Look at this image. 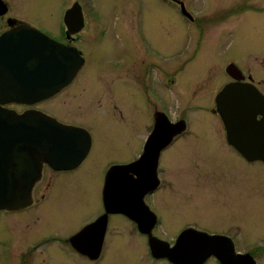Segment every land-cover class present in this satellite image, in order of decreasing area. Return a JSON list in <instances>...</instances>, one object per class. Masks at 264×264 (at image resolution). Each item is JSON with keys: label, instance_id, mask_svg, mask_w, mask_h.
Listing matches in <instances>:
<instances>
[{"label": "flooded vegetation", "instance_id": "1", "mask_svg": "<svg viewBox=\"0 0 264 264\" xmlns=\"http://www.w3.org/2000/svg\"><path fill=\"white\" fill-rule=\"evenodd\" d=\"M101 1L102 4L97 0H58L56 8L45 15L48 20L44 21L40 15H35V11L40 7L39 1L0 0V45L6 44V40H4L6 35H11L12 43L21 41L27 44L24 51L31 54L35 52L36 46L45 36L70 49V59L74 63L81 62L72 81L53 96L44 100H35L33 103L13 100L10 96H0V106L19 114L32 110L42 111L62 124L83 128L82 137L84 140L89 139L91 143L84 159L72 168L56 169L47 163L44 164L42 176L34 185L32 203L29 206L23 209H2L0 211V224H4L3 228L0 226L2 231L10 230L13 233L18 229L12 245H8L6 240L0 238V264H117V220L132 225L134 232L142 237L146 246V258L152 261L178 264L167 257L155 256L152 253L151 240H163L172 247L186 230H198L217 237L218 243L215 252H212L202 264H209L213 261L215 264H224L223 258L228 260V264H261L264 259V239L249 244L248 241L240 242L237 236L243 227L235 223L234 220L239 221V217L244 220L246 218L244 211L243 213L238 212L236 216L233 214L222 216V219L216 221V229L206 225L202 226L199 222L185 223L174 233V239L170 240L163 234L162 229H164L165 223L172 228L173 225L170 224L172 220L166 219L163 209L152 198L165 185L161 177L160 164L163 152L181 136L189 133L191 127L187 115L188 107V109L183 108V115L179 118H173L171 110L167 111L169 91L180 89L183 83L187 85V80L186 82L183 80L187 64L192 63L191 66H188L191 73H201L203 71H201V67H204L208 58L213 63V60L216 59L217 41L226 34V32L217 33L216 30L221 23H224V20L231 19L234 10H238L245 17L244 13L249 10L254 11V7H250V9L246 5H239L236 9L233 7L234 0H111L112 5L110 3L108 6L104 5L103 0ZM258 5L257 11L264 10L263 0H259ZM107 13H113L115 20L107 18ZM171 13L182 23L184 34L176 36L171 33ZM127 15L130 16L127 17ZM125 18L130 19L129 28L132 39L140 51L139 58L136 55L134 58L132 56L130 67L137 69L141 67L143 76L141 92L144 91V102L146 106L152 105L154 109L152 118L154 126L147 133L144 145L154 130L156 116H160V114L166 115L173 123L186 120L187 129L177 135L173 142L161 151L157 168L159 185L153 190H148L141 200H137L138 203H136V199L131 200L136 203V206L132 208V214L108 210L103 197L104 183L99 200L96 203L85 205L86 213L80 212L77 215L79 218H70L67 213L70 204L68 205L65 199L61 198L63 197L62 193L69 186L66 183L67 177L80 171L92 156L97 144L96 129L98 127L109 129L111 136L114 140L116 139L113 130L115 123H110L112 119L98 121L90 118L93 120L92 124H96L93 128V125L90 123V126L86 120L85 122H75L64 119L58 112L48 110L42 105L52 101L71 87L77 81L79 74L88 69L92 61H97L96 57L100 49L97 45H102L111 34L115 38V41L112 42L117 43V48H113L111 51L114 56H117V59H108V62L116 69L126 65L127 59L123 57L127 52L126 44L123 34L118 30ZM220 27H226L228 32L232 30L228 26ZM173 35L174 38L178 37L177 40L181 46L178 51L179 60H171V54L167 53L169 43L173 41L171 38ZM15 40L17 41L15 42ZM159 43L163 45L161 48H159ZM117 51H119V55H117ZM252 56H255L256 60L259 57L264 59V50L258 51ZM3 57L10 61L6 65L0 63V75H2L0 88L5 90L11 85L15 87L17 84L15 79H12L16 67L18 69L21 67L25 74L27 70L31 72L34 65L28 62L20 63L18 61L22 58L20 55H14L11 60L9 54H0V58ZM23 60H25L24 56ZM172 62L174 65L171 66ZM231 63H235L241 68L237 62L232 60L227 63L226 73L229 79L216 91L213 109L216 108L217 94L231 82L253 83L264 94V76L259 75L258 79L257 72L243 68H241L242 71L234 72L231 75L227 67ZM41 68L40 65V74ZM23 82L25 83L24 80ZM187 87L188 85L184 88L187 89ZM131 100L137 104L134 97L131 96ZM187 104L191 105L189 102ZM196 106L199 107L193 104L192 109H195ZM111 126L113 127L111 128ZM223 129L227 136L225 126ZM234 150L245 161H256H250L238 150L235 148ZM143 151L144 149L131 162L137 161ZM257 161L264 163L261 160ZM113 165L118 164L111 161L107 165V171ZM137 177L138 175L134 174V178ZM48 195L49 198H47ZM46 200L48 203H44ZM40 205L42 206L33 217L26 214L18 216ZM26 218L33 221L39 219L40 223L38 220L35 221L34 224L38 223L34 230L23 232L20 225L30 222ZM45 225L53 230L44 234L42 226Z\"/></svg>", "mask_w": 264, "mask_h": 264}, {"label": "rangeland", "instance_id": "2", "mask_svg": "<svg viewBox=\"0 0 264 264\" xmlns=\"http://www.w3.org/2000/svg\"><path fill=\"white\" fill-rule=\"evenodd\" d=\"M36 1H39L40 7L35 15L47 21L45 15L56 8L58 0ZM239 1L234 0L233 7L237 9L239 5H246L248 8L254 7V11L243 12L244 17L238 10H234L231 19L224 20L216 30L217 33L226 34L217 41L213 63L208 58L204 67H201V73H191L188 66L192 63L187 64L183 79L185 82L187 80V89L184 88L186 83H183L180 89L169 91L167 111L171 110L173 118H179L183 115V108L188 107L187 115L191 125L189 133L181 136L163 152L160 164L165 185L152 196L154 202L163 209L166 219L172 220V228L165 223L162 229L170 240L174 239V233L185 223L199 222L202 226L216 229V221L222 219V216H236L243 211L246 218L234 220L243 227L237 234L239 241L254 244L264 239V163L257 160L247 162L234 150L226 140L219 115L213 109L216 91L229 79L226 73L229 61L237 62L243 69L257 72L258 79L264 76V59L259 57L256 60L252 56L264 50V10L257 11L259 0ZM103 2L108 6L111 0ZM106 17L115 20L113 13H107ZM170 20L171 33L176 36L184 34L182 23L172 13ZM129 22L130 19L125 18L118 29L126 44L127 52L123 56L127 59L126 65L116 69L108 62V59H117L111 51L117 48L111 34L102 45H97L100 47L97 61H92L71 87L42 105L58 112L64 119L75 122L86 120L90 126L92 119H112L110 123H115L111 128L116 139L111 136L109 129L98 127L97 144L92 156L80 171L67 177L66 183L69 186L61 198L70 204L67 211L70 218H79L77 215L80 212L86 213L85 205L99 200L108 163L115 161L118 165H124L139 156L145 146L144 139L154 126V109L152 105L146 106L144 91L141 92V67H130L132 56L139 58L140 51L132 39ZM220 26H228L232 30L228 32L226 27ZM171 38L173 41H170L167 53L171 54V60H179L180 42L174 35ZM158 45L159 48L163 46L161 43ZM131 96L137 104L132 102ZM193 104L199 107L192 109ZM92 125L95 128L96 124ZM42 205L18 216L26 214L33 217ZM26 219L30 222L20 225L23 232L34 230L40 221L37 219L38 222L34 224L37 220ZM0 226L3 228L4 224ZM52 230L47 225L42 226L44 234ZM16 233L18 229L12 233L0 228V238L6 240L8 245L13 244ZM116 235L117 264H163L146 258L147 249L143 239L134 232L131 224L117 220ZM209 264H215V261ZM261 264H264V259Z\"/></svg>", "mask_w": 264, "mask_h": 264}, {"label": "water", "instance_id": "3", "mask_svg": "<svg viewBox=\"0 0 264 264\" xmlns=\"http://www.w3.org/2000/svg\"><path fill=\"white\" fill-rule=\"evenodd\" d=\"M4 40L6 44L0 45V54H9L11 60L20 55V63L28 62L34 68L24 74L21 67H16L11 78L17 84L5 90L0 88V96L24 103L44 100L67 86L81 64L70 59V49L45 36L31 54L24 51L27 44L12 43L11 35ZM9 62L0 58L1 64ZM237 71H242L237 64L228 66L231 75ZM214 112L224 123L230 145L250 161H264V94L253 83L226 84L216 96ZM186 129V120L173 123L166 115L156 116L142 156L128 164L113 165L107 172L103 197L108 210L132 214L137 200L159 185L157 168L161 151ZM83 130L62 124L42 111L19 114L0 106V211L23 209L32 203L33 188L42 176L44 164L56 169L79 164L91 146L90 140L82 137ZM134 174L138 177L134 178ZM132 199L137 202H131ZM216 238L198 230H186L174 246L158 239L151 240V248L155 256L167 257L174 263L202 264L215 252ZM222 260L228 264V260Z\"/></svg>", "mask_w": 264, "mask_h": 264}, {"label": "bare ground", "instance_id": "4", "mask_svg": "<svg viewBox=\"0 0 264 264\" xmlns=\"http://www.w3.org/2000/svg\"><path fill=\"white\" fill-rule=\"evenodd\" d=\"M173 144H174V143H173ZM173 144H172V145H173Z\"/></svg>", "mask_w": 264, "mask_h": 264}]
</instances>
